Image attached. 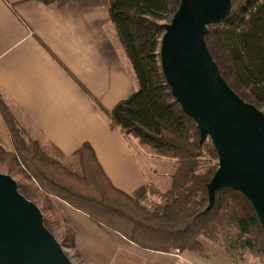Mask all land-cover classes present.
Segmentation results:
<instances>
[{"label": "trees", "instance_id": "16d2710c", "mask_svg": "<svg viewBox=\"0 0 264 264\" xmlns=\"http://www.w3.org/2000/svg\"><path fill=\"white\" fill-rule=\"evenodd\" d=\"M50 5L57 0H37ZM230 17L210 25L207 47L228 85L264 112V0H232ZM180 0H109L111 21L130 60L137 90L112 110L100 108L110 125L176 165L167 191L144 186L126 194L113 186L88 143L74 153L80 171L53 160L39 141L28 145L0 95V114L13 152L0 147V167L19 177L18 190L38 205L39 193L53 196L98 225L117 232L142 249L206 253L202 240L223 243L233 264H246L252 252L264 264V234L250 202L239 192L220 189L211 211L207 185L218 169L210 139L200 142L196 123L186 115L166 83L160 42ZM209 158L206 166L204 158ZM216 161L215 164L212 162ZM150 193L159 202L143 204ZM46 228L51 231L44 217ZM63 246L76 249L74 235Z\"/></svg>", "mask_w": 264, "mask_h": 264}, {"label": "crops", "instance_id": "0c3cea01", "mask_svg": "<svg viewBox=\"0 0 264 264\" xmlns=\"http://www.w3.org/2000/svg\"><path fill=\"white\" fill-rule=\"evenodd\" d=\"M136 90L109 0H0V95L24 133L67 160L90 144L110 182L126 194L144 186L165 192L172 175L163 184L154 159L148 174L138 144L112 128L99 106L112 111ZM0 147L14 151L1 114ZM74 219L86 264H233L223 253L142 249L83 213Z\"/></svg>", "mask_w": 264, "mask_h": 264}, {"label": "water", "instance_id": "95a60500", "mask_svg": "<svg viewBox=\"0 0 264 264\" xmlns=\"http://www.w3.org/2000/svg\"><path fill=\"white\" fill-rule=\"evenodd\" d=\"M232 0H180L160 42L166 83L182 111L210 139L218 169L207 185L208 207L228 188L253 207L264 234V112L245 102L223 78L206 44L210 25L232 14ZM0 264H74L44 224L38 205L0 172Z\"/></svg>", "mask_w": 264, "mask_h": 264}, {"label": "rangeland", "instance_id": "374dc122", "mask_svg": "<svg viewBox=\"0 0 264 264\" xmlns=\"http://www.w3.org/2000/svg\"><path fill=\"white\" fill-rule=\"evenodd\" d=\"M15 120H16V123L17 122L19 123L17 118H15ZM18 127L22 131V135L26 143L30 145L34 139H32L29 133H27L28 135H26L24 133L26 131L21 126H18ZM130 140L133 144L134 143L138 144V147L136 148V153L144 169L147 171V173L148 174L151 173L150 161L148 159H154L155 161L159 160L155 163L156 164L155 167H157L159 173L163 174V176L161 177V182L164 184L166 180H169L170 178L165 176V174H170V176L172 175V173L174 172L173 167L175 168V165H176L175 161L169 160V159L161 161L160 159L162 158L155 155L153 150L150 147L141 145L138 142V140L135 138L132 139V137H130ZM43 148H44L43 150L53 160L64 164L66 167H68L72 171H75V172L80 171L79 163L77 161V158H75L74 156L70 157V159L67 160L63 156H61L60 153L56 149H54L51 146H48L45 144V147ZM203 160H204L203 166H206L207 162L209 161V158L206 157ZM212 163L215 164L216 161H213ZM0 172L3 174H8L7 171L1 167H0ZM12 177L16 181L20 180L19 177H16V176H12ZM169 186H170V183H169ZM39 195L40 197L38 198V206L42 210L44 217L47 220V223L49 224V227L51 228L53 235L62 245L64 243L63 242L64 239L66 238L70 239L71 236H73L75 233L76 226H75L74 218H75V214L77 211L73 210L70 206H68L65 202H63L62 200L58 198L45 195L42 192H40ZM153 202H156V203L159 202V197L152 193H150V195L147 196L145 200H142V203L146 205L152 204ZM202 242L207 249L205 253L207 255L222 253L224 250L223 243L221 242H213L207 239H203ZM63 247H64L66 254L68 255V257L72 260L74 264H86L84 260L82 259L81 252L78 249V247H76V249H69L67 246H63ZM243 258L246 264H252L254 259H260L252 252H246L243 255ZM260 261L262 262L261 259Z\"/></svg>", "mask_w": 264, "mask_h": 264}, {"label": "built area", "instance_id": "2783aa9c", "mask_svg": "<svg viewBox=\"0 0 264 264\" xmlns=\"http://www.w3.org/2000/svg\"><path fill=\"white\" fill-rule=\"evenodd\" d=\"M252 264H263L260 259H254Z\"/></svg>", "mask_w": 264, "mask_h": 264}]
</instances>
